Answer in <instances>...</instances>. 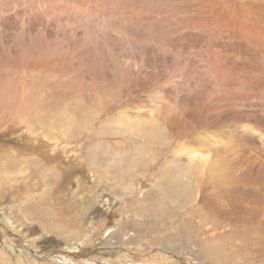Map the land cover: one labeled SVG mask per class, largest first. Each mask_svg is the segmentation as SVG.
<instances>
[{
	"label": "rangeland",
	"instance_id": "1",
	"mask_svg": "<svg viewBox=\"0 0 264 264\" xmlns=\"http://www.w3.org/2000/svg\"><path fill=\"white\" fill-rule=\"evenodd\" d=\"M0 175V264H210L177 219L264 226V0H0Z\"/></svg>",
	"mask_w": 264,
	"mask_h": 264
},
{
	"label": "bare ground",
	"instance_id": "2",
	"mask_svg": "<svg viewBox=\"0 0 264 264\" xmlns=\"http://www.w3.org/2000/svg\"><path fill=\"white\" fill-rule=\"evenodd\" d=\"M57 125L58 124L55 122V127ZM6 173H7V171H6ZM50 173H51V171L49 172V174ZM0 176H3V175H0ZM49 176H48V178H49ZM229 181H227V182H229ZM237 184L238 183H236V182H235V184L230 183L227 188H223V189H230L233 187H237L238 186ZM245 186H247V184H245ZM216 188L217 187L214 186V189L212 191H214ZM247 190L249 192L253 191L252 189H249V188ZM206 191L209 193L208 188ZM211 195H212V192H211ZM259 200L264 202V196L260 195ZM192 202H194V201L191 200L190 203H192ZM211 206H213V205H211ZM172 213L173 212H171L170 209L166 211V214H172ZM177 220L179 221L178 225L180 226V235L193 237L196 239L197 242L198 241L202 242L201 255H199L198 258L202 259V257H203L208 262H210V264H239V258L240 257L245 255L247 257V259H249V255L246 254V249L251 248L250 245L252 243H254V242L251 243V241L256 240V239H258V240L264 239V226L258 225L256 212L249 213V215L245 218L238 217L237 219L234 220V222L232 223V225L230 227H225V226L219 225L215 221H213L215 227L216 228L222 227L220 230H223V231L220 232V230H219V232H218L219 235L218 234L215 235L212 233L211 235L207 236L205 239L200 237V234L204 230L202 228L203 223L193 222V223L186 225V224H184L183 220H181L180 218ZM210 222L212 223V221H210ZM45 228L49 229V230H53L52 226L47 225ZM157 230L158 229H155V227L150 226L149 230L146 232V234L147 235H153V233ZM58 233L61 234V231H58ZM177 236H178V234H177ZM157 237H160V236H157ZM205 240H207V243L205 242ZM251 250H253V249H251ZM219 251H221V253L223 255H221ZM263 263H264V261H263Z\"/></svg>",
	"mask_w": 264,
	"mask_h": 264
}]
</instances>
